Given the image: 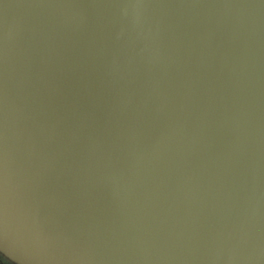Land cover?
<instances>
[{"label":"water","instance_id":"1","mask_svg":"<svg viewBox=\"0 0 264 264\" xmlns=\"http://www.w3.org/2000/svg\"><path fill=\"white\" fill-rule=\"evenodd\" d=\"M0 258L264 264V0H0Z\"/></svg>","mask_w":264,"mask_h":264},{"label":"flooded vegetation","instance_id":"2","mask_svg":"<svg viewBox=\"0 0 264 264\" xmlns=\"http://www.w3.org/2000/svg\"><path fill=\"white\" fill-rule=\"evenodd\" d=\"M0 264H7V262L4 259L0 258Z\"/></svg>","mask_w":264,"mask_h":264}]
</instances>
